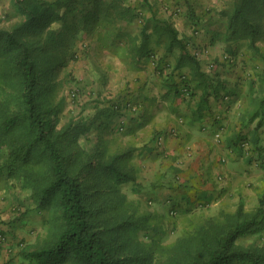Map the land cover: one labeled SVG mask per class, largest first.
I'll return each instance as SVG.
<instances>
[{"label": "crops", "instance_id": "crops-1", "mask_svg": "<svg viewBox=\"0 0 264 264\" xmlns=\"http://www.w3.org/2000/svg\"><path fill=\"white\" fill-rule=\"evenodd\" d=\"M97 3L81 35L87 48L77 60H86L88 69L80 70L81 78L77 74L79 97L67 108L63 104L61 126H71L75 142L99 150L101 159L125 153V168L141 176V200L147 192L154 212L164 214L175 197L171 216L215 211L229 202L236 209L261 190L260 197L264 0ZM196 50L204 53L195 56ZM151 51L173 70L157 69ZM212 62L217 67L211 71ZM72 111L77 116L67 117ZM9 201L0 200V264H16Z\"/></svg>", "mask_w": 264, "mask_h": 264}, {"label": "trees", "instance_id": "trees-1", "mask_svg": "<svg viewBox=\"0 0 264 264\" xmlns=\"http://www.w3.org/2000/svg\"><path fill=\"white\" fill-rule=\"evenodd\" d=\"M97 2L16 0L21 19L10 28L0 27V176L5 181L21 178L41 206L59 207L62 220L52 240L23 251L30 264L153 261L149 244L132 241L133 234L147 230L153 214L143 211L141 200V219L134 218L136 203L123 186L137 183L138 175L125 168L126 154L101 159L99 150L75 142L71 126H61L64 99L58 95V75L87 48L80 45L81 35ZM148 55L157 69L173 70L156 51ZM225 60L233 62L231 55ZM256 235L264 237V193L252 210L241 201L234 212L208 218L170 264H264V243L243 241Z\"/></svg>", "mask_w": 264, "mask_h": 264}, {"label": "rangeland", "instance_id": "rangeland-1", "mask_svg": "<svg viewBox=\"0 0 264 264\" xmlns=\"http://www.w3.org/2000/svg\"><path fill=\"white\" fill-rule=\"evenodd\" d=\"M16 0H0V27L10 28L15 22L19 21L20 15L15 13ZM88 63L86 60L70 61L67 66L60 70L58 75L59 90L58 95L62 100L66 108L68 105L73 104L76 99H73L74 90L78 85V77L81 78L80 70L83 68L86 70ZM88 69V68H87ZM84 78H89L88 74H84ZM88 80V79H87ZM85 94V93H84ZM73 111L69 116L73 118L77 116ZM65 115L61 114V124ZM4 161V158L0 157V164ZM136 173V172H135ZM4 175V174H3ZM138 175V174H137ZM172 175H169L170 178ZM1 178V176H0ZM141 179V176L138 175ZM8 184L15 190H10L6 186ZM141 184V182H140ZM1 188L8 191H0V200L5 201L9 199V217L10 221L7 223L11 225L9 232L12 238L15 239L16 250L14 251V258L16 264H30V260L23 251H29L30 247H40L44 245V241L52 240L60 231L61 226V213L59 207L55 204L52 206H41L38 198L33 195L32 190H25L21 178H13L4 180V176L0 179ZM139 183L128 182L123 186L128 198L133 200L136 204L134 206V218L141 219V189ZM261 193V190L259 194ZM144 193V210L145 212H151L153 218L147 227V230H140L138 234H133L132 241H137L143 244H149L154 249L153 261L151 264H170L173 257L183 255V247L188 239L196 237L200 229L206 224L208 218L218 216L221 212H234L236 209L232 202L224 208L212 211L209 209H201L186 212L184 214L169 215L167 211L177 204L178 197H175L173 201H169L165 205L166 211L161 214L163 209H160L159 213L152 210L151 198ZM258 194V195H259ZM254 196L251 200H248V204L245 202L246 207L249 210L254 209L258 202L259 196ZM33 198V199H32ZM138 205V207H137ZM178 209V208H177ZM12 228H17L12 230ZM11 230V231H10ZM245 244H262L264 243V237L262 239L258 236L247 237L243 240ZM191 243V242H190ZM183 245V246H182ZM188 246V245H185ZM24 248V250H23ZM13 258V259H14ZM15 261V260H14ZM149 260L136 261L133 264H147Z\"/></svg>", "mask_w": 264, "mask_h": 264}, {"label": "built area", "instance_id": "built-area-1", "mask_svg": "<svg viewBox=\"0 0 264 264\" xmlns=\"http://www.w3.org/2000/svg\"><path fill=\"white\" fill-rule=\"evenodd\" d=\"M179 10H180V8L178 9V11H179ZM203 53H204L203 51L196 50V51H195V56H201ZM215 66H216V65H215L214 63H211V64L209 65V69L212 70L213 68H215ZM157 140H158L159 143H162V142L164 141V135H160V136L158 137ZM243 145H244L245 147H247V148L249 147L248 144H247L246 142H244ZM2 237L5 238L4 236H2Z\"/></svg>", "mask_w": 264, "mask_h": 264}]
</instances>
